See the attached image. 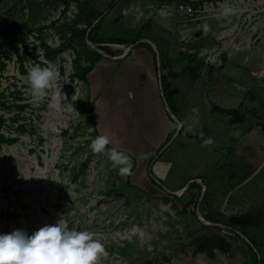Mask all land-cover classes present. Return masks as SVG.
Masks as SVG:
<instances>
[{"label":"rangeland","instance_id":"rangeland-1","mask_svg":"<svg viewBox=\"0 0 264 264\" xmlns=\"http://www.w3.org/2000/svg\"><path fill=\"white\" fill-rule=\"evenodd\" d=\"M60 1L0 5V131L18 139L0 145V233L31 234L60 219L101 240L105 254L97 264H158L163 258L164 264H251L250 239L264 255V0H203L206 7L193 19L176 9L177 45L165 52L157 42V49L147 45L156 67L158 54H165L181 74L158 81L174 126L160 140L146 139L139 153L123 150L126 174L106 152L90 149L96 137L92 102L86 83L74 76L73 60L85 66L84 48L100 51L86 39L84 3L60 14ZM225 7L233 11L222 14ZM160 22L174 41L176 21L163 16ZM64 42L70 47L54 60L45 56L46 47ZM104 46L112 56L127 47ZM35 64L58 76L39 105L26 83ZM59 85L66 102L53 109L49 102ZM192 181L199 186L188 187ZM202 224L216 226L209 229L220 237L199 251L198 237L209 234Z\"/></svg>","mask_w":264,"mask_h":264},{"label":"crops","instance_id":"crops-1","mask_svg":"<svg viewBox=\"0 0 264 264\" xmlns=\"http://www.w3.org/2000/svg\"><path fill=\"white\" fill-rule=\"evenodd\" d=\"M181 1L74 0L76 9L82 2L91 10V15L94 14L90 24L85 19L82 22L89 33L86 37L92 40L87 41L96 46L102 57L86 75L85 83L92 102L94 130L97 135L107 134L110 146L139 153L145 148L146 139L158 137L160 140L174 126V122L172 127L169 125L171 118L163 110L166 105H163L158 84V67L147 44L157 49V42L164 52L173 43L177 45L180 26L176 4ZM163 16L172 17L177 23L174 41H168L161 32ZM118 30L125 35L120 36ZM109 38L125 40V43H116L127 46L124 56H112L108 47L107 52L98 47L112 44L104 42ZM141 174L137 172L136 179L139 180Z\"/></svg>","mask_w":264,"mask_h":264},{"label":"clouds","instance_id":"clouds-1","mask_svg":"<svg viewBox=\"0 0 264 264\" xmlns=\"http://www.w3.org/2000/svg\"><path fill=\"white\" fill-rule=\"evenodd\" d=\"M232 11L225 7L222 14ZM57 80L55 69L33 65L26 77L32 103L44 102L48 90ZM64 102L65 96L59 85L50 98L49 107L57 109ZM109 143V136L101 134L92 139L90 149L94 153L106 152L113 166H122L119 167L120 173H128V155L117 148L106 149ZM59 220L55 224L43 225L31 234L22 229L0 233V264H97L99 257L105 254L101 240L91 231L69 229Z\"/></svg>","mask_w":264,"mask_h":264},{"label":"trees","instance_id":"trees-1","mask_svg":"<svg viewBox=\"0 0 264 264\" xmlns=\"http://www.w3.org/2000/svg\"><path fill=\"white\" fill-rule=\"evenodd\" d=\"M61 1L63 3H65L66 7L68 6V0H61ZM2 2H3V0H0V5ZM83 14H84L83 19H85L90 24L92 21V17H94V14L91 15V10L87 6H86ZM3 21H4V17L0 14V24L3 23ZM80 34L84 35L85 30L78 32L77 34H73L74 35L73 37L79 38ZM88 35H89V33H88ZM139 38H140V36L138 38H136V40H138ZM86 39L89 41H92L89 36H87ZM104 42L105 43H112V44H116V43L122 44V43H125V40L118 39V38H109V39L105 40ZM137 45H139V43ZM147 45H149V44H147ZM69 47L70 46L68 45L67 42L60 44L57 48H54V49L46 47L45 56L49 60H54L59 53L67 50V48H69ZM71 48H73V47H71ZM99 48L103 51H106V52L108 51V48H106V47L99 46ZM83 55H84V59L87 60L88 64L85 66H81L79 63V59L77 58V56H75V58L73 60V71H74V76L76 78H78V80L86 82V75L93 68L95 62L98 61V59H100L102 57V54L100 52H98L97 50L91 49L90 47H85L84 51H83ZM159 60H160V72H161L160 74H161L162 84H163V81L166 80V75L167 76L181 75L180 73H177L173 70V65L175 63V61L173 59L168 58L166 56L159 55ZM186 71L188 73H192V71L190 69H187ZM24 106H25L24 104L18 105V107L20 109H23ZM91 108L92 107L89 105L88 109H89L90 114L92 113ZM217 110L221 111V112L229 113L230 115L236 113V110H224V109H219V108ZM3 121L4 120H3L2 116L0 115V125L3 123ZM232 121L234 123L236 120H232ZM20 129L25 130L24 124H20ZM94 132H95V136H98L97 132L96 131H94ZM17 140L18 139L16 137H7L5 134H3L0 131V145L2 143L12 144V143L16 142ZM149 179H150V177H149ZM192 184L198 185L196 182L192 181L189 183L188 187H190ZM205 193H206V191H204V194ZM204 217L206 220L210 221L211 223L212 222L213 223L218 222L217 220H214V218L212 216H210L209 214H207V215L205 214ZM201 227L204 228L205 231H209V234L206 235V232H205V235L203 237H198V239H197L198 244H197L196 248L199 251L203 250V247H205L206 244H209V243L213 242L216 238L220 237L219 234L214 233V232H212V229H209V227H216V226H210L207 224H202ZM249 241L251 244H248V243H245V244L247 245V248H248V252L250 255V259H251V264H264V255H262L261 251L259 249H257L255 241L251 240V239ZM165 260H167V258H163V260L160 261L158 264H164Z\"/></svg>","mask_w":264,"mask_h":264},{"label":"built area","instance_id":"built-area-1","mask_svg":"<svg viewBox=\"0 0 264 264\" xmlns=\"http://www.w3.org/2000/svg\"><path fill=\"white\" fill-rule=\"evenodd\" d=\"M9 1V0H7ZM203 0H183L179 3L176 4V9L178 11H180L182 14L185 15V18H191L193 19V16L195 13L200 12L201 8L204 9V7H206V2ZM12 2L14 3L13 5H17L18 7L24 6L26 5L25 0H10V5H12ZM69 2L71 4H69ZM59 3H61V9H60V14L61 12H67L68 13V7L69 9H76L75 8V4L74 0H68V6L66 7L65 3H63L62 1H60ZM12 6L9 7V9ZM60 45V44H59Z\"/></svg>","mask_w":264,"mask_h":264},{"label":"water","instance_id":"water-1","mask_svg":"<svg viewBox=\"0 0 264 264\" xmlns=\"http://www.w3.org/2000/svg\"><path fill=\"white\" fill-rule=\"evenodd\" d=\"M127 52V51H126ZM126 52L123 54V56L126 54ZM158 57H159V54H158ZM160 64H159V61H158V76H159V80H160V78H161V76H160ZM166 108H168L167 107V105H166ZM179 124L181 125V123L179 122ZM119 194H116V196H118ZM202 222H203V220H202ZM203 223H205V222H203ZM249 243V242H248ZM250 244V243H249Z\"/></svg>","mask_w":264,"mask_h":264},{"label":"bare ground","instance_id":"bare-ground-1","mask_svg":"<svg viewBox=\"0 0 264 264\" xmlns=\"http://www.w3.org/2000/svg\"><path fill=\"white\" fill-rule=\"evenodd\" d=\"M138 176H139V175H138ZM183 189H184V188H182V189L178 190L177 192H178V193H181V192L183 191ZM201 219H202V220H203L205 223H206V222H207V223H209V222H208V221H206L204 218H201Z\"/></svg>","mask_w":264,"mask_h":264}]
</instances>
